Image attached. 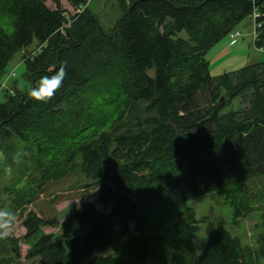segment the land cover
Returning <instances> with one entry per match:
<instances>
[{
  "label": "trees",
  "instance_id": "16d2710c",
  "mask_svg": "<svg viewBox=\"0 0 264 264\" xmlns=\"http://www.w3.org/2000/svg\"><path fill=\"white\" fill-rule=\"evenodd\" d=\"M65 1L75 14L63 0H0V16L10 22L0 27V87L18 54L29 84L8 89L0 104V142L22 140L43 185L79 168L91 181L87 187H95L91 201L63 224L27 215V238L60 230L40 236L27 259L261 264L264 220L257 250L219 223L198 254L200 221L189 202L264 176V62L215 77L207 60L255 12L261 25L255 45L262 49L264 0H119L123 15L112 32L89 0ZM61 67L65 77L53 97L34 100L29 93L41 77ZM108 88L119 95L109 128L57 154L85 131L77 130L87 123L85 94ZM237 99L245 107L224 112ZM233 206L242 216L252 212L242 199Z\"/></svg>",
  "mask_w": 264,
  "mask_h": 264
},
{
  "label": "rangeland",
  "instance_id": "374dc122",
  "mask_svg": "<svg viewBox=\"0 0 264 264\" xmlns=\"http://www.w3.org/2000/svg\"><path fill=\"white\" fill-rule=\"evenodd\" d=\"M63 7L72 15L75 14L65 0H63ZM88 7L100 20L102 28L111 32L115 30L123 15L119 0H89ZM250 21L247 20L238 27V30L242 31L240 37L228 36L208 53L207 60L210 62V71L213 76L227 72L233 73L247 66L264 62V45L262 49L256 47L254 30ZM9 25V20L0 16V27L9 29ZM182 37L187 36L182 33ZM231 38L237 43L232 47ZM21 57L22 55L18 54L6 71L7 74L1 84V86L5 84L6 88L0 91V104L9 94L8 89L16 87L18 91H25L29 88L24 78L26 65ZM12 72H15L16 77L9 80ZM153 74L151 73L152 76ZM105 91L100 89L97 92L85 94L87 123L77 129L80 131L85 128V131L81 132L80 136L75 134V138L59 148L57 154L79 143L81 138L90 137L109 128L111 120L118 111L119 95L115 88L110 90L108 88ZM244 107V102L237 99L224 112L238 111ZM25 152V145L18 138L0 142V208L13 211L16 217L11 233L0 236V264H34V261L27 259V254L35 241L44 234H60L59 229L44 228L34 237L27 238V230L23 222L29 213H35L41 218H57L63 224L87 201H91L95 191V187H87L91 181L82 176L79 168L61 182L43 185L39 169ZM239 199L246 201L252 210L250 215L242 216L235 210L233 201L236 202ZM189 206L196 211L200 221L199 230L193 238L198 254L203 253L207 237L219 223L224 224L234 237L240 238L244 246L257 250V239L263 233L264 176L228 191L198 197L190 201ZM98 208L103 210V207ZM130 228L132 232L138 234L135 222L130 223ZM261 264H264V258Z\"/></svg>",
  "mask_w": 264,
  "mask_h": 264
},
{
  "label": "clouds",
  "instance_id": "9594fccd",
  "mask_svg": "<svg viewBox=\"0 0 264 264\" xmlns=\"http://www.w3.org/2000/svg\"><path fill=\"white\" fill-rule=\"evenodd\" d=\"M65 77V69L61 67L58 72L52 76H43L38 82V86L34 87L29 95L36 101H48L53 97L56 90H58ZM9 171H11L9 169ZM15 214L7 208H0V236L11 233L14 223Z\"/></svg>",
  "mask_w": 264,
  "mask_h": 264
},
{
  "label": "built area",
  "instance_id": "2783aa9c",
  "mask_svg": "<svg viewBox=\"0 0 264 264\" xmlns=\"http://www.w3.org/2000/svg\"><path fill=\"white\" fill-rule=\"evenodd\" d=\"M259 17L258 13L255 12L253 14V16L251 17V24H252V27H253V30H254V36H255V39H257V31H258V28L261 27V25L256 21L257 18ZM232 38H238L241 36V33L240 32H235L234 34L231 35ZM16 74L15 72H12L10 75H9V78L8 79H11V78H15ZM6 88V85L4 84L3 86L0 87V91L4 90Z\"/></svg>",
  "mask_w": 264,
  "mask_h": 264
},
{
  "label": "crops",
  "instance_id": "0c3cea01",
  "mask_svg": "<svg viewBox=\"0 0 264 264\" xmlns=\"http://www.w3.org/2000/svg\"><path fill=\"white\" fill-rule=\"evenodd\" d=\"M250 24H251V23H250ZM238 32H240L241 35H242V31L238 30ZM230 40H231V47H232V46H235V45L237 44L236 42L232 41V38H231Z\"/></svg>",
  "mask_w": 264,
  "mask_h": 264
}]
</instances>
